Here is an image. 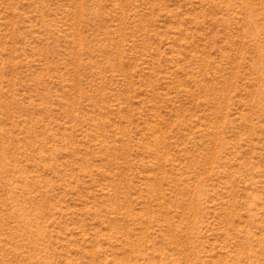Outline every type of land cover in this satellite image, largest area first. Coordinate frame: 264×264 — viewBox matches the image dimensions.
Wrapping results in <instances>:
<instances>
[{"label": "rangeland", "instance_id": "obj_1", "mask_svg": "<svg viewBox=\"0 0 264 264\" xmlns=\"http://www.w3.org/2000/svg\"><path fill=\"white\" fill-rule=\"evenodd\" d=\"M0 264H264V0H0Z\"/></svg>", "mask_w": 264, "mask_h": 264}]
</instances>
